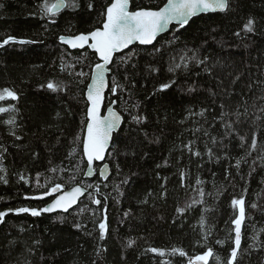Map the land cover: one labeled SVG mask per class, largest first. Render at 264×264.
I'll return each mask as SVG.
<instances>
[{
    "label": "trees",
    "instance_id": "trees-1",
    "mask_svg": "<svg viewBox=\"0 0 264 264\" xmlns=\"http://www.w3.org/2000/svg\"><path fill=\"white\" fill-rule=\"evenodd\" d=\"M166 1L134 0L132 9L158 8ZM42 2L0 0V41L7 36L32 41L0 47V89L12 88L19 95L18 100L0 101V106L16 108L0 113V167L8 180L0 182V211L43 208L53 196L25 197L39 196L56 183L63 190L99 185V192L92 188L89 193L101 205L86 193L68 212L10 213L0 223V264H187V257H159L146 251L150 247L183 248L189 256L211 247L226 264L233 246L230 217L238 212L231 200L241 196L246 220L238 264H264V0H229L226 11L197 16L185 27L173 25L153 45L135 44L115 56L106 106L116 101L124 122L108 153L107 180L84 178L85 92L96 53L88 47L71 50L59 37L101 27V13L111 0H91V10L90 0H79V9H62L51 18L42 17ZM249 18L255 22L250 32L244 28ZM132 52L130 62H120ZM193 55L205 63L188 60ZM175 64L181 67L170 72ZM171 80L175 84L169 89L158 90ZM48 82L62 85L61 90L48 89ZM115 85L120 87L113 93ZM190 87L195 90L188 91ZM135 115L146 119L137 124ZM11 117L15 125L4 123ZM229 123L231 129L225 127ZM253 136L255 150L249 148ZM189 142L201 156L184 148ZM237 159L242 161L239 169ZM21 174L27 182L19 179ZM193 200L203 202L183 215L176 211ZM253 203L258 207L252 208ZM105 205L108 233L101 240L98 224ZM201 216L207 222L203 227ZM77 223L83 227H74ZM205 232H210L206 241ZM129 239L135 240L130 248ZM98 248L106 251L97 255ZM209 264H217L214 257Z\"/></svg>",
    "mask_w": 264,
    "mask_h": 264
},
{
    "label": "snow or ice",
    "instance_id": "snow-or-ice-1",
    "mask_svg": "<svg viewBox=\"0 0 264 264\" xmlns=\"http://www.w3.org/2000/svg\"><path fill=\"white\" fill-rule=\"evenodd\" d=\"M2 7V5H0ZM80 4L79 0H54V2H49V0H43L40 5V11L42 13V17H55L59 14L62 9H70L75 11L79 9ZM88 9H93L94 4L91 2L87 5ZM229 7V0H167L163 7L151 8V7H142L137 8L136 10H131L130 8V0H111L104 11L101 13L103 19L101 23V27H97L89 32H81L79 34L73 36H60L59 39L61 42L68 44L71 48L74 49H83L87 45L88 48L95 50L98 53L100 61L96 63L92 69L91 83L87 85V93L86 98L89 102L90 106L87 109V125H86V139L83 142V152L86 156L87 165L89 171L85 173L86 176H92L94 172L97 170L93 168V163L95 161H103L105 160V152L108 148L109 141L112 138V133L116 130L121 122L122 116L113 110L112 108L108 109V115L105 117L100 116V108L104 100L103 90L106 87V73L111 71L109 65L113 63V56L122 52L124 49H128L130 45L138 42L140 45H152L154 41H156L158 35L164 32L169 24L173 21L179 23L180 27H184L188 24L190 18L196 16L199 13H207V12H215V11H226ZM55 22L54 20L52 21ZM254 20L249 18L248 22L244 25V28L247 31H253ZM239 35V33H236ZM19 42L23 43H32V41L26 40H18L16 37L7 36L2 41H0V47H4L9 43ZM168 43H171L170 41ZM159 51V49H157ZM135 56V52H132L129 55H125L120 57L121 63L130 62ZM206 59V58H205ZM181 60H184V57H181ZM188 60L196 61L199 64H204V60H198L195 55L189 57ZM187 62L184 63V67L187 68ZM181 67L180 64H175L174 66L169 67L170 72H175L177 69ZM205 71H209L210 69L205 68ZM79 75L84 76L86 73H79ZM173 84H175V80H171L168 83H162L159 86V91H164L169 89ZM41 87H45L42 85ZM46 87L52 91L61 90L62 85L48 82ZM119 85H115L111 91L115 93L119 88ZM194 87H190L188 91H194ZM264 98V97H262ZM18 93L12 88H3L0 89V101L6 100H18ZM223 107V106H222ZM10 111H16L14 104H9L7 107L0 106V113H8ZM205 110H201L200 115L204 114ZM261 111H264L262 109ZM226 115V114H225ZM132 119L137 123H142L146 117L141 115H135ZM4 123L8 125H15L16 120L15 117H11L8 120L4 121ZM226 128L231 129L232 125L225 124ZM15 131L12 132V135L15 136ZM229 135L231 133H228ZM19 139V137H17ZM78 139V137H77ZM241 141H245L246 138L244 136L240 137ZM215 143V141H213ZM184 148L188 150L194 156H201V152L199 150L193 149V143L189 142L184 145ZM249 148L251 150H255L257 148V140L255 136L251 139V143L249 144ZM6 152L7 149H4ZM74 151V150H73ZM209 159L213 157V152L211 149H208ZM248 155H251V152H248ZM3 159V153H0V160ZM219 160V157H216ZM264 159V158H262ZM241 159H237L235 162V167L239 169L241 165ZM246 162V161H245ZM164 164L167 165L168 161L165 160ZM255 164V161H253ZM118 167V166H117ZM157 167H161V165H157ZM53 172L56 169H52ZM99 175L103 177L105 180L108 179L106 173L108 172V164H104L102 168L99 170ZM254 171V168H253ZM0 172H4L5 175H0V182L4 184L8 183L6 178V169L0 167ZM231 173H226V178L230 176ZM184 173L181 172V177L183 179ZM19 179L22 181H26V177L24 175H20ZM71 179H75V177H71ZM166 180V178H165ZM122 181V183H126ZM197 184H201L202 181L199 179L196 182ZM37 185H39V179H37ZM183 186V184H182ZM119 187V186H117ZM164 188V185H161ZM64 186L60 183L54 184L50 189L45 190L39 196L29 197L26 196V199H43L47 196H52L53 194L59 193V195H55L52 199V202L43 208H29V207H19V208H9L5 211H0V223L5 222V217H7L10 213H30L32 216H40L43 213H51L56 210H62L63 212H68L73 205H76L80 199V197L84 196L85 193L89 194V199L96 205H101V199L93 198L91 193H89V189L95 188L97 192H99V185L87 184L81 186L77 184L74 187H71L69 191H63ZM226 191V189H225ZM246 191V189H245ZM122 195V193H120ZM162 196H166V190L161 193ZM199 195L203 197L204 192L203 189L199 190ZM106 199V198H105ZM203 201L193 200L191 204H188L186 207H178L176 211L183 215L188 208L192 207V204L202 203ZM231 205L234 209H238L237 213H234L232 217H230V225L234 227L231 228L229 233V240L233 245L230 249L229 256L227 258L226 264H238V256L241 251V242L243 238L242 229L245 228V220H246V207H245V199L243 196L240 198H233L231 200ZM252 208H257L258 205L253 203L251 204ZM83 212V209L80 210ZM207 211V209H205ZM105 215L101 219L98 224V228L100 230V239H105L108 233V223H107V207L104 206ZM93 215L95 212L93 211ZM125 216L128 215L126 212ZM199 223L203 227L207 222L204 216H201ZM74 227L80 229L83 226L79 223L75 224ZM234 233V236L232 235ZM208 235L210 232H205L203 239L206 241L208 239ZM256 237H253L255 240ZM39 244V241H36ZM216 243L222 244L224 241H217ZM135 244V240L129 239L126 247H132ZM250 247H255V244L250 245ZM106 251V249H97V255H99L100 251ZM148 252H152L157 254L159 257H164L165 255L180 257H187V264H208L209 258H215L217 264H221L220 257L214 256V251L211 247H208L206 251L202 254H197L194 256H189L188 253L183 248L173 247L171 249L164 248H156L150 247L146 249ZM162 264H171L170 260L162 261Z\"/></svg>",
    "mask_w": 264,
    "mask_h": 264
},
{
    "label": "water",
    "instance_id": "water-1",
    "mask_svg": "<svg viewBox=\"0 0 264 264\" xmlns=\"http://www.w3.org/2000/svg\"><path fill=\"white\" fill-rule=\"evenodd\" d=\"M133 1L134 0H130V8H131V10H136V9H132V3H133ZM167 2V1H166ZM165 2V3H166ZM164 6V5H163ZM162 6V7H163ZM217 12H222V11H215V12H207V13H199V14H197L196 16H194V17H192V18H190V20H189V22H188V24L191 22V20L193 19V18H195V17H197V16H199V15H201V14H211V13H217ZM187 24V25H188ZM173 25H176V26H180L179 25V23L178 22H176V21H173L171 24H169V26H168V28L164 31V32H162V33H160L159 35H158V37L159 36H161V35H163V34H165L166 32H168V31H170V29H171V27L173 26ZM187 25H185V26H187ZM184 26V27H185ZM76 35V34H75ZM62 36H73V35H62ZM158 37H157V39H158ZM156 39V40H157ZM59 41H60V39H59ZM61 42V41H60ZM156 41H154L153 42V44L155 43ZM62 44H64V45H66V46H68V48L69 49H71V50H83V49H79V48H77V49H74V48H71V46L70 45H68V44H65V43H63V42H61ZM135 44H139L138 42H136V43H134L133 45H135ZM152 44V45H153ZM133 45H130L129 46V48L130 47H132ZM140 45V44H139ZM143 46H151V45H143ZM87 47V45L85 46V48ZM128 48V49H129ZM90 49V48H89ZM92 52H95V50H93V49H90ZM124 50H126V49H124ZM123 50V51H124ZM96 53V52H95ZM118 53H121V52H118ZM118 53H116L114 56H113V61H114V59H115V56L118 54ZM96 56H97V59H98V62L97 63H99V62H101L100 61V58H99V55H98V53H96ZM112 65V64H111ZM111 65H109V67L111 68ZM94 67V66H93ZM93 67H92V69H93ZM111 75V71L110 72H108V73H106V87L104 88V90H103V96H104V100H103V103H102V105H101V108H100V116L101 117H105V116H107L108 115V109L109 108H112L113 110H115L116 112H118L119 114H121L119 111H118V109H117V107H116V101H114V102H112L111 104H109L108 106H106V101H107V92L109 91V86H110V81H109V76ZM91 76H92V71H91ZM91 76H90V81H89V83H88V85L92 82L91 81ZM86 93H87V88H86V92H85V96H86ZM86 100H87V98H86ZM87 103H88V107L90 106V104H89V102L87 101ZM88 107H87V109H88ZM87 122H88V119H87ZM122 123V122H121ZM120 126H121V124H120ZM119 126V127H120ZM119 127L116 129V130H114L113 131V133H112V138H113V135H114V133H118V131H119ZM86 135H87V132H86V128H85V133H84V139H83V142H84V140L86 139ZM110 139V141H109V145H108V148H109V146H110V144L112 143V141H113V139ZM108 148H107V150H108ZM107 150H106V152H107ZM106 152H105V155H106ZM83 154H84V152H83ZM84 158H85V160H86V156H85V154H84ZM97 162H102V161H95L94 163H93V168L94 169H96L97 171L96 172H94L93 173V175L92 176H86L85 174H84V178H93L94 177V175H96L97 173L99 174V169H97L96 167H94V164H96ZM86 164H87V160H86ZM89 171V168H88V165L86 166V170H85V172H88ZM110 174H111V167H109V165H108V172L106 173V175H107V177H109L110 176ZM101 177V176H100ZM102 179H104L103 177H101ZM105 180V179H104ZM76 186V185H75ZM82 186V185H81ZM74 187V186H73ZM71 188H68V189H64L63 191H69ZM86 194V193H85ZM55 195H59V193H57V194H53L52 196H55ZM47 197H50V196H47ZM47 197H44V198H47ZM83 197V196H82ZM82 197H80V199L82 198ZM43 198V199H44ZM54 198V197H53ZM80 199H79V201H80ZM79 201H78V203H79ZM52 202V200L48 203V204H50ZM78 203L76 204V205H78ZM47 204V205H48ZM46 205V206H47ZM76 205H73V207L72 208H70L69 210H71V209H73ZM68 210V211H69ZM57 212H63L62 210H56V211H54V212H51V213H57ZM51 213H48V214H51ZM210 260H211V258H209V262H208V264L210 263Z\"/></svg>",
    "mask_w": 264,
    "mask_h": 264
},
{
    "label": "bare ground",
    "instance_id": "bare-ground-1",
    "mask_svg": "<svg viewBox=\"0 0 264 264\" xmlns=\"http://www.w3.org/2000/svg\"><path fill=\"white\" fill-rule=\"evenodd\" d=\"M201 15H204V14H201ZM200 16V15H199ZM107 94H108V92H107ZM107 102V101H106ZM119 111V110H118ZM121 116H122V123H121V126L119 127V131H120V129H121V127H122V125H123V122H124V117H123V115L122 114H120ZM117 134V133H116ZM114 136H115V133H114V135H113V138H114ZM112 138V139H113ZM113 147V141H112V143L110 144V146H109V148H108V150H107V152H106V155H105V160H103L102 162H97L96 164H94V167H96L97 169H100V168H102L103 167V165L106 163V164H108L109 165V167H111L110 166V163L107 161V157H108V153H109V151H110V149ZM86 161V160H85ZM86 173V172H85ZM84 173V174H85ZM96 175H98L99 177H100V175L97 173ZM95 176V175H94ZM86 195V194H85ZM85 195L80 199V201L85 197ZM80 201H79V203H80ZM79 203H78V205H79ZM47 205V204H46ZM45 205V206H46ZM78 205H76L75 207H77Z\"/></svg>",
    "mask_w": 264,
    "mask_h": 264
},
{
    "label": "flooded vegetation",
    "instance_id": "flooded-vegetation-1",
    "mask_svg": "<svg viewBox=\"0 0 264 264\" xmlns=\"http://www.w3.org/2000/svg\"><path fill=\"white\" fill-rule=\"evenodd\" d=\"M54 197V196H53ZM53 199V198H52Z\"/></svg>",
    "mask_w": 264,
    "mask_h": 264
}]
</instances>
